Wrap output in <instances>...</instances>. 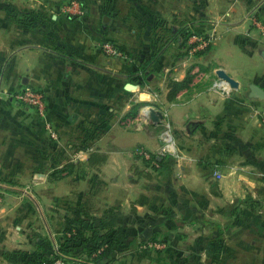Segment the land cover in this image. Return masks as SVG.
Returning a JSON list of instances; mask_svg holds the SVG:
<instances>
[{
  "label": "crops",
  "instance_id": "obj_1",
  "mask_svg": "<svg viewBox=\"0 0 264 264\" xmlns=\"http://www.w3.org/2000/svg\"><path fill=\"white\" fill-rule=\"evenodd\" d=\"M58 1L24 0L12 9L9 0H0V172L47 175L50 165L34 167L50 156L46 132L56 131L64 152L76 148L70 161L88 163L103 150L107 161L113 156L127 163V264H241L244 257L251 259L244 264H258L264 259V233L258 232L264 220H229L227 196L264 193V167L253 144L258 141L244 135L245 127L260 125L257 114L252 121L254 102L264 100L253 88L264 92V0H233L232 9L236 2L245 8L224 22L219 39L200 55L187 52L182 36L195 25L209 29L206 0H170V9L167 0H80L87 9L75 16L51 10ZM104 40L119 44L126 57L103 53L98 45ZM218 68L238 86L221 79ZM187 75L188 85L169 98L170 83ZM22 86L45 93L44 119L7 96ZM149 107L162 111L161 122L149 119ZM167 123L175 152L159 158L151 173L131 170L135 147L166 146L158 128ZM100 130L107 136L99 137ZM116 149L127 154L114 157ZM172 194L180 197L159 201ZM198 194H218L219 201H201ZM165 229L167 237L160 238ZM149 238L164 244H141Z\"/></svg>",
  "mask_w": 264,
  "mask_h": 264
},
{
  "label": "rangeland",
  "instance_id": "obj_2",
  "mask_svg": "<svg viewBox=\"0 0 264 264\" xmlns=\"http://www.w3.org/2000/svg\"><path fill=\"white\" fill-rule=\"evenodd\" d=\"M23 1L9 0L8 5L12 9H19L24 5ZM232 1L206 0V14L210 19L207 27L210 30L206 28L202 30L203 28H198L195 25L192 26L190 31L211 33L215 37L211 43L213 45L222 33L224 22L232 21L235 18V14H238L246 6L244 2H236L237 7L232 9L231 7L235 4ZM73 3H76L78 9L80 8L82 12L86 11L87 5L84 4L83 7L80 0H59L57 3H51L53 4L51 10H61L66 16L80 15L73 8ZM159 5L160 3L158 2L157 7ZM171 5V1L167 0L166 6L168 9L171 8ZM119 6L122 9L121 11L127 8V4L124 1ZM48 7L50 8L49 5ZM38 8L46 10L45 8L47 7L43 8V6L37 7L34 5V10ZM247 10V16L251 20V13L256 14V12ZM125 30L127 31V27ZM238 66L241 69H251L253 65L238 64ZM253 69H256V67L254 66ZM260 70L261 73H264L263 66H260ZM256 101L260 102H254L257 110L255 111L254 109L255 113L252 121H256V114L264 109V100ZM36 116L38 117L37 114ZM257 121L260 125H257L256 128H251V124L249 127H245L244 135L249 137L248 140L254 139L258 141L253 142V144L258 146L259 166L264 167V126L260 120ZM168 129H171L168 123L158 128L160 133ZM54 132L56 133L55 135L52 134ZM54 132H46V140L51 146V149L47 150L50 156H46V161L44 159L37 161L34 167L38 170H46L50 165L52 169L47 172V175L44 176L41 173L34 177L29 175V172H25V174L19 172V174L15 173L14 170L11 172L8 170L0 172V264H23L22 259L26 254L42 250H45L44 252L51 259H55L52 264H90L84 259H79V257L70 258V256L59 251L60 244L65 240L64 235L67 229L78 226L79 221L89 219L95 224H99L96 226L100 229L123 226L127 231V170L125 168L127 163L112 161L113 156H111V161L106 159V161L96 163L94 166H90L87 162L70 161L69 154L75 152L76 148L73 149L74 146L69 147L68 152H64L59 133ZM102 132V130L98 132V134H101L98 135L99 137L107 136V133L102 134ZM68 141L67 144L71 142V140ZM163 144H161L162 147ZM78 146H83L81 138L78 140ZM162 147L152 151L153 156L159 154ZM124 151L121 153L117 150L110 153H113L112 155L115 157V154H127V149ZM96 153L108 155L103 150ZM67 158L68 161L66 160ZM25 168H27V165L23 167V169ZM131 170L145 175L157 170V168L153 167V164L148 160L136 156L132 161ZM146 186L149 187L150 183H147ZM171 197L175 201L180 195H164L159 201L164 199L162 201L167 203V199L171 200ZM197 197L201 201L207 199L219 201L218 194H198L196 199ZM227 197L229 198L230 207L227 214L229 220L236 218L249 220L256 216L264 220V193L250 192L242 195L231 193ZM155 198L158 200L156 196ZM251 205H254L253 210L250 208ZM238 227L243 233L251 234L249 228L244 229L239 225ZM236 228L233 226L231 230L234 231ZM165 231H162L160 238L167 237L168 230L165 229ZM258 232L263 234L264 226L258 227ZM118 238L119 241L116 246V252L118 253L116 259L110 264H127V236L120 234ZM153 240L149 238L146 241H142L141 244L148 247L153 244L156 246L157 243L161 244V246L164 244L162 240H158L157 243ZM247 260L251 259L244 257L243 259H238V262L244 264ZM260 261L261 264L264 263V259H259L258 264Z\"/></svg>",
  "mask_w": 264,
  "mask_h": 264
},
{
  "label": "trees",
  "instance_id": "obj_3",
  "mask_svg": "<svg viewBox=\"0 0 264 264\" xmlns=\"http://www.w3.org/2000/svg\"><path fill=\"white\" fill-rule=\"evenodd\" d=\"M182 41L185 44L188 52V38L192 31L189 29H183ZM211 47V44L203 50L197 51L195 55H200ZM189 53V52H188ZM146 66L141 65V71L144 72ZM191 76L187 75L181 81H172L170 83V90L168 93L169 98H172L176 92L187 86ZM138 104L134 107L137 110ZM133 115V112H130ZM107 155L102 153H92L88 159L89 165L96 163H102L106 160ZM160 164L162 160L156 159ZM153 167L157 166L153 165ZM79 225L76 227H70L65 232V240L60 244L59 251L70 258L79 257L84 259L90 264H110L116 259V246L118 245L120 234L127 236V231L123 226L120 227H109L107 229H100L93 221L87 219L86 221H79ZM84 225V226H83ZM65 231V230H64ZM45 250L32 251L22 259L23 264H52L55 259H51ZM72 253V254H71ZM63 255V256H65ZM57 258V257H56ZM82 264V263H81Z\"/></svg>",
  "mask_w": 264,
  "mask_h": 264
},
{
  "label": "built area",
  "instance_id": "obj_4",
  "mask_svg": "<svg viewBox=\"0 0 264 264\" xmlns=\"http://www.w3.org/2000/svg\"><path fill=\"white\" fill-rule=\"evenodd\" d=\"M73 8L76 10V12H79L78 14L83 13L80 10V8L78 9V5L76 3H73ZM250 18L253 21V23L261 25L260 19L255 13H251ZM214 38L215 37L211 33L206 34L203 33L202 31L192 30L188 38V45H189L188 52L190 54H195L197 51L205 49L212 43ZM98 47L103 53H105L108 56L126 57V52L124 51V49H122L121 46H119L112 40L101 41ZM216 82H217L216 84L223 85V82L221 80H218ZM7 96L14 98L15 100H17L26 107L31 108L43 119L47 116L48 104L45 97V93L41 89L30 86H22L17 90L7 92ZM258 112H259L257 113L258 118L262 123V125L264 126V109ZM46 125L48 126V128H51L48 122H46ZM166 131L170 132L169 129L165 130V132ZM52 134L55 135L56 133L54 132ZM167 144L168 142L166 141V145ZM166 152H170V149L167 148L166 146H163L162 150L159 151V154H156L154 156L152 154V151L144 147H137L134 149V154L148 160L150 163L156 166L159 165L156 159L161 158ZM158 246H161V244H158Z\"/></svg>",
  "mask_w": 264,
  "mask_h": 264
},
{
  "label": "water",
  "instance_id": "obj_5",
  "mask_svg": "<svg viewBox=\"0 0 264 264\" xmlns=\"http://www.w3.org/2000/svg\"><path fill=\"white\" fill-rule=\"evenodd\" d=\"M262 55L264 57V52L262 53ZM216 73L221 79L225 80L231 87H237L238 86V81L235 78H233L229 73H227L223 68H218L216 70ZM132 86L133 85L131 83H128L126 85L127 88H131ZM253 88L255 91V95H258V96L264 95L263 90L260 87H258L257 85H253ZM147 114H148L149 119L155 123H159L163 119L162 111H160L154 107H149Z\"/></svg>",
  "mask_w": 264,
  "mask_h": 264
},
{
  "label": "bare ground",
  "instance_id": "obj_6",
  "mask_svg": "<svg viewBox=\"0 0 264 264\" xmlns=\"http://www.w3.org/2000/svg\"><path fill=\"white\" fill-rule=\"evenodd\" d=\"M163 135H164L166 141L168 142V144L166 145V147L169 148L170 151L175 152L174 144H173V139H172V135L170 134V132L166 131V132H164Z\"/></svg>",
  "mask_w": 264,
  "mask_h": 264
}]
</instances>
